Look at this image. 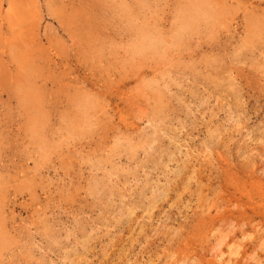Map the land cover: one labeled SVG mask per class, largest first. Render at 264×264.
<instances>
[{
  "label": "rangeland",
  "instance_id": "rangeland-1",
  "mask_svg": "<svg viewBox=\"0 0 264 264\" xmlns=\"http://www.w3.org/2000/svg\"><path fill=\"white\" fill-rule=\"evenodd\" d=\"M0 264H264V0H0Z\"/></svg>",
  "mask_w": 264,
  "mask_h": 264
}]
</instances>
